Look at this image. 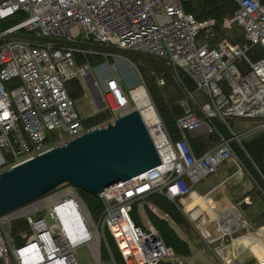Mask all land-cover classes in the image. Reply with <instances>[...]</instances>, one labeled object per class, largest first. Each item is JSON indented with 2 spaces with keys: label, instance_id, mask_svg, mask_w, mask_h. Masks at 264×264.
Instances as JSON below:
<instances>
[{
  "label": "built area",
  "instance_id": "1",
  "mask_svg": "<svg viewBox=\"0 0 264 264\" xmlns=\"http://www.w3.org/2000/svg\"><path fill=\"white\" fill-rule=\"evenodd\" d=\"M189 1L0 0V22L19 13L28 15L0 30V167L24 163L98 127H85L86 118L77 112L67 84L85 82L93 75L91 59L115 57L114 50L155 57L167 67L182 70L195 84L196 89L188 93L197 107L188 108L178 119L180 140L173 141L164 129L174 160L173 165L167 164L170 169L164 163L143 178L138 176L100 195L105 211L98 225L70 185L41 199V205L32 210L39 213L37 218L2 216L0 261L4 264H79L76 253L83 246L99 262L103 242L101 247L96 243L101 228L113 238L123 264L168 260L185 264L184 258L165 245L147 210L161 220L167 221L169 216L147 200L154 193L183 200L192 194L187 179L196 184L217 173L226 162L242 171L231 140L219 133L217 122L264 118V111L249 115L236 109L239 103L264 102V57L257 61L248 57L253 47L264 48V0H235L236 12L224 22L226 28L243 30V44L228 39L213 43L216 21L201 22L185 12L184 4ZM241 59L249 72L244 73ZM17 81L18 85L9 87ZM140 87L147 91L143 80L128 90L119 77L104 81L100 99L112 113L106 123L131 109L134 92ZM57 132L66 139L54 141ZM198 132L220 136L200 157L189 143V137ZM157 179L161 182L155 183ZM136 204L146 207L137 213L139 223L133 216ZM197 209L188 215L199 223L202 216L195 214ZM18 220L28 224L20 244L11 233ZM113 262L118 264L114 258Z\"/></svg>",
  "mask_w": 264,
  "mask_h": 264
},
{
  "label": "rangeland",
  "instance_id": "2",
  "mask_svg": "<svg viewBox=\"0 0 264 264\" xmlns=\"http://www.w3.org/2000/svg\"><path fill=\"white\" fill-rule=\"evenodd\" d=\"M195 1L196 0H191V3L195 2ZM198 1H200V0H198ZM234 2H235V0H234ZM19 14H22V15H19L14 20V23L19 22L28 16V15L23 14V13H19ZM230 18L231 17L224 18V21H223L224 35L227 38H229L231 40H235L237 43L240 42V44H242L241 39L243 36V30L240 29L239 27H236V26L231 27V28H226L224 26V22ZM7 23L11 24L8 21L4 24H0V28H4L5 26H7L6 25ZM130 54H132L133 56ZM115 55H116L115 57H112L113 58L112 62L99 63L93 67L94 68L93 76H94V79H95L96 84H97L95 86L98 88V90H99V88L102 87L104 81L110 76L119 77L122 80L124 86L126 88H129V89L140 85L141 80H143V82L146 86V89H147L146 92H147L150 100L152 101V103L155 107V110L157 111V114L160 118V121L163 124L162 127L167 132H168V130H167V128H166V126H165V124H164V122H163V120H162V118H161V116L157 110L156 104L153 101V98L151 96V92H150L151 87H153V94H154V90H155L157 92V94L159 93L160 95H162V97L164 98L166 103H170V100H171V102L173 100L174 102H176V104L178 102V105L180 106V108L183 110L184 113L186 112V110L188 108H191V109L197 108L196 104L193 102L190 94L188 93V92H192V91H190L186 87H184L183 86L184 82L180 79V72H182V71H178V70L174 71L175 73H178V75H175V78L178 81V83L168 84L167 80H164V79L159 77L158 73L153 68L152 62H150L152 60H156V61L161 62L160 59L155 58V57H148L149 60H147V64H145L146 58L143 55H141L140 53L118 51V52H115ZM136 55H138V56H136ZM248 56L250 57V54H248ZM239 62H240L239 64L242 65L244 73L249 72V70L247 69L248 66L245 63V61L243 59H241ZM162 80L164 82H166V85L161 84ZM80 83L82 85L84 82H80ZM179 85L182 86L185 94L181 93L179 91ZM82 88H83L84 96L78 98L75 101L76 110L79 113V115L81 117L88 118L92 114L104 111L105 106L102 108V105L97 102V99L93 95V98L96 100L95 104L97 103L96 107H95V104L92 102V98L88 94L89 87L85 88V86L82 85ZM86 93H87V95H85ZM154 96H156V95L154 94ZM200 103H201V101H200ZM133 107H136L134 102L131 103V108H133ZM95 108H96V110H95ZM244 120L252 122L250 127L238 126V123L241 121H244ZM222 124L225 125L226 131L224 133H221V131L219 129V133L221 135H223L225 138L230 139L231 142H233L236 161L239 163L240 167L243 169V171H242L244 174L243 177H244V179L248 178L249 180L250 179L252 180V178L250 177V176H252L250 171H249L250 169L249 168L245 169L246 166L244 164V161L246 163H248L253 168H255V166L252 162L250 155L247 153L246 150L250 149V147H252L251 145L255 142L261 143V140L264 137V118L243 119V120L238 119V118H227L226 122L222 121ZM203 135L204 134H202L201 132H198L195 134V136H196L195 138L201 137ZM64 139H66V135L61 134L60 132H57L55 137H54V141H56V142L62 141ZM208 147H209V145H208ZM253 147L255 148V146H253ZM256 158L258 160L261 159L264 161V151L261 152L260 155L258 154L256 156ZM231 164L233 166V172L236 171L237 174L238 173L240 174L241 171L239 170L238 166L232 162H231ZM8 168H10L9 164L5 167H0V172L7 170ZM200 182H198V183H200ZM198 183H196V184H198ZM187 184H188L189 188H192L195 185L188 179H187ZM254 185H255V187L258 188V186L255 183H254ZM76 192H77V190H76ZM154 195H158V196H161L163 198H166L170 202L176 204V201L167 198L163 194L154 193ZM263 195H264V193H263ZM82 197H83L84 203L89 207L94 221L98 225L100 220H101V217L105 211V206L103 205V201L98 196L100 199V204L95 202V196H93L89 193L83 194ZM177 202H180V201H177ZM183 204H185V202ZM39 205H41V200L36 201V202H34V203H32V204H30V205H28L22 209H18L16 211H14L13 213L10 214V216L16 218V217H21V215H23L22 217L27 218L29 215H33L34 218H37L39 213H35L32 210L36 206H39ZM153 205H155V204H153ZM144 207H145L144 204H136L134 207L133 216L135 217V211L137 214ZM156 208L161 213L166 214L164 211L159 209L157 206H156ZM233 208H235V210L241 215L240 219L247 222V225H245V227H242L241 226L242 221L240 220L239 224L241 227H238L239 229L235 228L233 231L227 230L225 234H222L220 227H219V223L217 221H213L208 226V231L210 232V234H212V238L211 237L208 238V236L205 235V233L202 230L201 225H200L201 222L198 223V222H192L191 220H187V223H186V221L183 222L182 226L180 227L173 221V219L168 214L167 215L169 216L168 217L169 220H167V221L161 220L158 216L152 215V214H151V220L159 230H160V228H159V226H157V223H155V221L170 226L169 228H171L173 231H175L177 233L178 239H179V241H181L180 243H186V244H187V242L189 243L192 255H191V257L185 259L186 264H235V260L232 259V261H231L232 257L229 258L230 255L234 254V252L233 253H229V252L231 251L232 247H234L238 244V241L243 242L244 238H245V240L246 239L248 240L247 244L250 246L249 247L246 246L247 249L239 251V253H237V255H236L237 258H235V259H237L240 262V264H264V226H263L264 225V219L261 218V216L259 218H257V221L263 227H256V224L255 223L254 224L249 223V221L245 217H243L241 212L239 210H237L236 207H233ZM101 210H103V212ZM197 210H200V208ZM101 212H102V214H101ZM205 213L207 214L208 218L212 217L213 218L212 220H215V219L222 220L226 217V215L224 217H222V214H216L218 216H216V218H215L213 213L210 210L209 211L207 210ZM18 221H20V220H18ZM224 225H225V222H224ZM227 225H225V226L227 227ZM2 229L4 230V232L7 235H10L12 233V229H11V233H10L9 230L6 229L5 226H2ZM171 229H170V231H172ZM163 230H164V232H167L166 228H164ZM27 231L28 230L18 231V235H19L21 241H22L21 235H23ZM101 233H102V242H103L102 251H101L102 260L97 262L94 258L93 253L89 249V247L83 246V247L78 248L77 253H76V260L79 264H114L113 258L114 259L116 258L115 261L118 260L120 262L119 264H123V261L121 263L119 252L117 250V247L115 245L113 238L110 236L108 231L103 229V228H101ZM13 234H14V230H13ZM163 236H165L164 233H163ZM14 238L16 240V237H14ZM252 238H253V242L251 243ZM222 246H225V247L229 246V248L222 249L221 250L222 254H221L219 250ZM226 256L229 259H225ZM11 257H12V255H11ZM0 264H4V263L2 261H0ZM161 264H172V263H171V261L168 260V261H164Z\"/></svg>",
  "mask_w": 264,
  "mask_h": 264
},
{
  "label": "water",
  "instance_id": "3",
  "mask_svg": "<svg viewBox=\"0 0 264 264\" xmlns=\"http://www.w3.org/2000/svg\"><path fill=\"white\" fill-rule=\"evenodd\" d=\"M161 165L146 122L133 107L115 121L0 172V217L64 185L100 196ZM249 205L244 201L240 207Z\"/></svg>",
  "mask_w": 264,
  "mask_h": 264
},
{
  "label": "trees",
  "instance_id": "4",
  "mask_svg": "<svg viewBox=\"0 0 264 264\" xmlns=\"http://www.w3.org/2000/svg\"><path fill=\"white\" fill-rule=\"evenodd\" d=\"M237 8H238V6L234 2V0H200V1L196 0L193 3H191V1H190V2L184 4L185 12L192 14L198 21L203 22V21H206L209 19H213L216 21V25L214 28L216 38L213 41V43H216V42L224 40V39H228L234 44H240V42L237 43L235 40H231V39L227 38L223 32L224 31V29H223L224 18L233 17ZM19 15H22V14H17L13 18L6 19V20L0 22V24H4L8 21L11 23V24L7 23L6 24L7 26H5L4 28H0V30L6 29L8 27H11V26L21 22L22 20L14 23V20ZM241 40H242V44H243L244 43L243 36H242ZM97 48L99 50H102V51H112L113 52V50H109V49L104 48V47H97ZM114 52H116V51L114 50ZM248 54H250V57L249 56L248 57L251 58V60L253 59V61H257V60L264 57V48L261 46H255L249 51ZM130 55H132V54H130ZM136 56H138V55H136ZM145 58H146L145 64H147V60H149V59H148V57H145ZM112 59H113L112 57L105 58V57L99 56V57H96L94 59H91V64H92V67H94L99 63L112 62ZM150 62H152L153 68L158 73L160 78L167 80L168 84L178 83V81L175 78V75H178V73L174 72L177 70L170 68V67H167L163 61L159 62L156 60H152ZM178 71H182V70H178ZM180 79L184 82L183 86L186 87L188 90L194 91L196 89L195 84L192 81V79L189 76H187L183 71L180 72ZM19 83H20L19 81H17L16 83H10L9 87H12L13 85H18ZM165 85H166V82H165ZM136 87L137 86H135L133 88H136ZM67 88H68V92H69L71 98L74 101H76L78 98L84 96L83 88H82L80 81L75 80V81L68 83ZM133 88H131V89H133ZM128 89L129 88H127V90ZM179 91L181 93H184V90H183L181 85H179ZM150 92H151V96L153 98V101L156 104L157 110H158L167 130H168V133H169L171 139L173 141L180 140L181 139V133L178 129L177 121L179 118H181L184 115L183 110L178 105V102L176 104V102H174L173 100L171 102V100H170V103H166L164 98L162 97V95H160L159 93L157 94V92L155 90H154V94L156 96H154L153 87H151ZM111 118H112L111 111L106 109V110L101 111L98 114L94 115L93 117L86 118L84 120V125L86 128L91 129L93 127L100 126V125L108 122ZM217 127H218V129H220L221 133H224L226 131L225 130L226 127L224 124H222V122H217ZM219 140H220V136L218 134L203 135V136L197 137V138H190L189 137V143L191 145V148L194 151L195 155L198 157L202 156L204 153H206V151H208L212 147H214L219 142ZM208 145H209V147H208ZM251 146L252 147H250V149H248L246 151L250 155L255 168L251 167L245 161H244V164L246 167L245 166L244 167H245V169H248V168L250 169L249 171L252 175L250 177L255 182V184L258 186V190H257L258 195L257 196L254 195L255 199L257 198L259 200L261 198L264 201V195H263V193H264V161L261 159L258 160L256 158V156L258 154L260 155V153L264 151V137L262 138L261 143L255 142ZM253 146H255V148ZM232 148L234 150L233 142H232ZM77 192H78L80 198H82V200H83L82 195L85 194V192L80 191V190H77ZM95 202L100 204V199L98 196H95ZM147 202L155 204L159 209H161L166 214H168L178 226L181 227L183 222H185V221L187 223L188 219L183 214V212L181 210L182 209L181 205L178 202H176V204H175V203L170 202L166 198H163L161 196L154 195V194L149 197ZM87 208L91 214V211H90L88 206H87ZM101 211L103 212V210H101ZM102 212H101V214H102ZM91 216H92V214H91ZM260 216H261V218L264 219V213ZM135 217H136V222L139 223L136 211H135ZM259 217H257V218H259ZM257 218L252 220V224L255 223L256 227H263L264 225L263 226L260 225L259 222L257 221ZM155 223H157V226H159L160 230L156 227V225L154 223H153V225L159 230L166 246H168L170 248L173 247L172 249L175 251V253L177 255L187 256L191 253L189 246L186 243H180L181 241H179L177 233L175 231H173L171 228H169L170 226L159 223L157 221H155ZM164 228L167 229V232H164V230H163ZM170 229L172 231H170ZM13 230H14V234H13ZM20 230H22V231L28 230V224L25 220L16 221V222H13V224H12V235H13V237H16L15 241L17 244L22 242L20 240L19 235H18V231H20ZM163 233L165 234V236H163ZM119 256H120L121 263H122L123 260L121 258L120 253H119ZM116 261L118 264L120 263L118 260H116Z\"/></svg>",
  "mask_w": 264,
  "mask_h": 264
},
{
  "label": "crops",
  "instance_id": "5",
  "mask_svg": "<svg viewBox=\"0 0 264 264\" xmlns=\"http://www.w3.org/2000/svg\"><path fill=\"white\" fill-rule=\"evenodd\" d=\"M82 85L85 86V88L89 87L88 94L92 98V102L94 104L96 100L93 98V95L97 99L98 103L101 102L100 93H99L98 88L95 86L96 81L93 75L89 76ZM85 95H87V93ZM96 104H95V107H96ZM93 115L94 114H92L91 116ZM82 118H85V117H82ZM251 123L252 122L250 121L244 120V121L239 122L238 126L250 127ZM195 137L196 136L193 135L190 138H195ZM242 171L240 174L239 173L237 174L236 171L233 172V166L231 162H226L222 165V167L217 173L203 178L200 183L195 184L191 188L192 194H197V197H199L198 200L200 201H195L194 198L192 197V194L190 196L185 197V199L183 200H179V199L175 200L176 202L180 201L178 203L181 205V208H182L181 210L188 220H190L188 217L189 216L188 212L194 210L195 208H198V209L200 208V210H198L195 214L196 215L200 214L202 216L200 225L206 236L212 238V234H210V232L208 231V226L211 222L216 221L217 219L209 220V221L205 219L207 217L206 216L207 214L201 213L202 203L205 204L206 206L207 205L210 206V204L214 205V207L212 206L214 208L212 211L214 212L215 216H217L216 214H222V217L226 215V218L222 220H217V222L219 223L220 230L223 229L222 224L224 225L225 220L229 218L228 215L231 214L233 211H236L235 208L233 207H236L237 210L241 212L243 217H245L249 221V223H252L251 222L252 220L256 219L257 217H259L260 215L264 213V201L261 198L258 200L257 198L255 199L254 197V195L255 196L258 195V192H257L258 188L255 187L254 185L255 182H253L251 179L249 180L248 178L244 179L243 177L244 174ZM244 201H246L247 203H250V205L247 206L245 210H242L240 205ZM184 202L185 204H183ZM147 212L149 213V218L151 220L152 213H150V211L148 210ZM134 219H136V217H134ZM240 220L243 223V224L241 223V226L245 227V225H247V222L242 219ZM187 244L190 248V245L188 242ZM226 248H229V246L228 247L222 246L219 250L220 253L222 254L221 250L226 249ZM190 252H191V248H190ZM235 253H239V250H236L234 254ZM234 254L230 255L229 258L233 257ZM191 255H192V252L187 256L185 255H180V256L184 258V262H185V259L191 257Z\"/></svg>",
  "mask_w": 264,
  "mask_h": 264
},
{
  "label": "bare ground",
  "instance_id": "6",
  "mask_svg": "<svg viewBox=\"0 0 264 264\" xmlns=\"http://www.w3.org/2000/svg\"><path fill=\"white\" fill-rule=\"evenodd\" d=\"M134 97H135L136 109L140 111L142 118L146 122L147 128H148L149 133H150L152 140H153L154 148H155V150H156V152H157V154L161 160V164H162L161 166H163L165 163V166H166L167 171H168L170 169V167L167 164L168 163H170L171 165L174 164L173 157H172L170 150L168 149V145H167L168 134H167V132H165L164 128L162 127L163 124L160 121V118L157 114V111L155 110V107H154L152 101L150 100L146 90L142 87L136 89L134 92ZM236 109L240 112H246V114L253 115V114H256L258 112L264 111V102H261V103L251 102V103H244V104L239 103L236 106ZM161 166H158V167H161ZM158 167H156V168H158ZM146 173L140 175L141 178H143V176ZM159 182H161V179H157L155 181V183H159ZM192 197L194 198L195 201H200V200H198L199 197H197V194H192ZM212 206L214 207V205L210 204V206L209 205L206 206L205 204L202 203L201 204V208H202L201 213L205 214V212L207 210L208 211L210 210L213 213L214 217L216 218L214 212L212 211L214 209ZM228 216H229V218L227 220H225V225L228 224L227 227L222 224V227H223V229H221L222 234H225L227 230L233 231L235 228L237 229L238 227H241L239 224L241 216L237 211H233ZM205 219L209 221V220H212L213 218L212 217L211 218L206 217ZM101 241H102V233L100 232L99 236H97V243H96L97 247L101 246ZM247 241L248 240L247 239L245 240V238H244L243 242L238 241V244L236 246L232 247L231 251L229 253L236 252V250L241 251V250L247 249L246 246L247 247L250 246L247 244ZM252 242H253V239L251 240V243ZM236 255H237V253L234 254V256L231 258V261H232V259L235 260ZM225 259H229V258L226 256Z\"/></svg>",
  "mask_w": 264,
  "mask_h": 264
}]
</instances>
